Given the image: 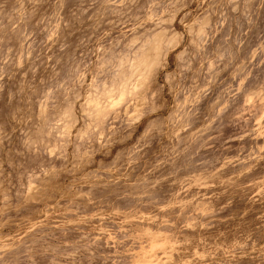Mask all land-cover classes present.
<instances>
[{"label": "rangeland", "instance_id": "obj_1", "mask_svg": "<svg viewBox=\"0 0 264 264\" xmlns=\"http://www.w3.org/2000/svg\"><path fill=\"white\" fill-rule=\"evenodd\" d=\"M0 264H264V0H0Z\"/></svg>", "mask_w": 264, "mask_h": 264}]
</instances>
